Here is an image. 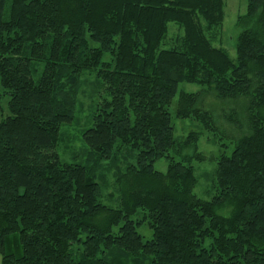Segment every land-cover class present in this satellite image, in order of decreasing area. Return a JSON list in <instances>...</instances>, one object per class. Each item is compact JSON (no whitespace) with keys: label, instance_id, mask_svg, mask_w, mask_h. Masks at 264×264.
<instances>
[{"label":"trees","instance_id":"obj_1","mask_svg":"<svg viewBox=\"0 0 264 264\" xmlns=\"http://www.w3.org/2000/svg\"><path fill=\"white\" fill-rule=\"evenodd\" d=\"M223 18L224 0H0V264H264V0L237 17L235 58L213 43ZM84 71L103 95L81 134L86 162L63 163ZM204 90L248 101L209 200L193 192L198 134L176 138L172 123L218 129ZM104 162L117 207L102 202Z\"/></svg>","mask_w":264,"mask_h":264},{"label":"rangeland","instance_id":"obj_2","mask_svg":"<svg viewBox=\"0 0 264 264\" xmlns=\"http://www.w3.org/2000/svg\"><path fill=\"white\" fill-rule=\"evenodd\" d=\"M245 8L246 0H224L223 22L219 28L217 39L213 41L215 46L224 48L232 58H235V39L241 31V27L237 25V17L245 12ZM177 34H180L177 26L172 22L168 23V39L175 37ZM204 88L206 87L188 82H180L178 85V91L182 90L188 93L199 92ZM101 92L97 87V80L94 74L90 71L82 72L76 96L74 119L71 123L61 125L60 138L55 148L59 159L63 163L86 162L88 150L82 141L81 134L89 126L90 114ZM200 98V105L212 113L216 127L218 128L216 131L207 132L198 122L190 118L181 119L175 118L172 115V123L176 138L182 139L190 131H196L198 134L196 149L206 155V160L202 162L192 161L195 174L198 178L193 192L197 197L209 200L215 193L211 182L214 177L217 157L221 154L229 155L234 146L233 139L248 132L247 119L245 120L247 114L244 111L248 101L244 97L219 99L214 93H210L209 91L202 92ZM7 100L8 96L3 93L0 87V119L2 114L5 116L8 113ZM176 101L177 94L172 98L169 107L172 114ZM231 120H235V122ZM193 151L194 147L190 146L184 149L183 153L192 155ZM130 160L133 161V158L130 157ZM108 164V162L102 163L103 169L100 170L101 182L105 187L102 202L109 207H117V194L113 196L114 190L112 187L114 168L112 167L111 171H107ZM153 166L157 171L165 172L167 160L164 158L158 159L154 162ZM132 219H136V217H132ZM137 230L143 240H149L152 236V232L146 224L140 225Z\"/></svg>","mask_w":264,"mask_h":264}]
</instances>
